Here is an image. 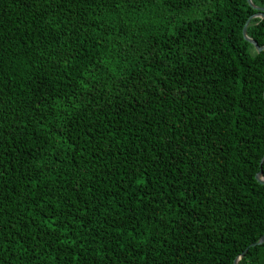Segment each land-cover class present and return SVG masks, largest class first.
<instances>
[{"label":"trees","instance_id":"obj_1","mask_svg":"<svg viewBox=\"0 0 264 264\" xmlns=\"http://www.w3.org/2000/svg\"><path fill=\"white\" fill-rule=\"evenodd\" d=\"M257 11L0 0V264H264Z\"/></svg>","mask_w":264,"mask_h":264},{"label":"water","instance_id":"obj_2","mask_svg":"<svg viewBox=\"0 0 264 264\" xmlns=\"http://www.w3.org/2000/svg\"><path fill=\"white\" fill-rule=\"evenodd\" d=\"M248 1H249L250 4H251L255 9H257L258 11H257L256 13L252 14V15L248 18V20H247V22H246V24H245V26H244V28H243V35H244V38H245L247 41H249L250 43L254 44L255 47L258 49V51L261 52V51L264 50V45H260L255 39L251 38V37L248 35V31H247V29H248V25H249L251 19H253V18H255V17H262V18H264V8L255 5V4L252 2V0H248ZM263 162H264V156H263V158H262V160H261V164H262ZM256 178L258 179V181H259L260 183L264 184V171H263V169H260V170L257 172V174H256ZM263 242H264V234H263V236H262L257 242L252 243L251 246L259 245V244H262ZM248 249H249V247H248L244 252H242L239 256L236 257V259H235V261H234V264H239L240 260L245 256V253H246V251H247Z\"/></svg>","mask_w":264,"mask_h":264}]
</instances>
